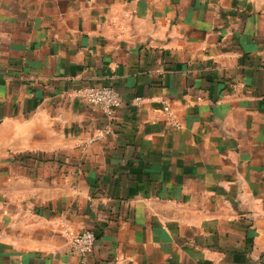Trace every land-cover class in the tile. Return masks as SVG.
<instances>
[{"label": "crops", "instance_id": "obj_1", "mask_svg": "<svg viewBox=\"0 0 264 264\" xmlns=\"http://www.w3.org/2000/svg\"><path fill=\"white\" fill-rule=\"evenodd\" d=\"M0 264H264V0H0Z\"/></svg>", "mask_w": 264, "mask_h": 264}, {"label": "built area", "instance_id": "obj_2", "mask_svg": "<svg viewBox=\"0 0 264 264\" xmlns=\"http://www.w3.org/2000/svg\"><path fill=\"white\" fill-rule=\"evenodd\" d=\"M80 96L87 102L100 106L107 114L113 115L122 104V96L118 89L112 85H91L79 90ZM163 111L171 123L178 126L179 122L175 119L171 104L164 100ZM113 132V123L109 122L99 129L96 137ZM97 240L96 233L91 229H84L74 233L71 237L72 249L82 257L85 262L87 256L94 249Z\"/></svg>", "mask_w": 264, "mask_h": 264}]
</instances>
